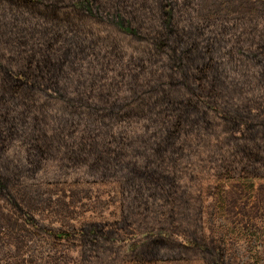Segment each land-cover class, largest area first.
<instances>
[{
  "label": "rangeland",
  "instance_id": "1",
  "mask_svg": "<svg viewBox=\"0 0 264 264\" xmlns=\"http://www.w3.org/2000/svg\"><path fill=\"white\" fill-rule=\"evenodd\" d=\"M3 1L8 0H0V4ZM157 1L163 13L171 15L168 1ZM50 2L11 1L9 6L21 12L20 25L28 32H18L16 22L10 28L0 25L7 30L3 31L5 35L8 32L7 43L19 49L22 43L17 36L35 41L31 35L37 29L31 27L40 21L34 22L31 16L47 11ZM83 2L67 0L64 7L75 10L69 11L72 14H87L88 6ZM99 2L97 10L106 16V0ZM193 7L195 13L190 15L199 21H219L231 27L223 36L226 51L231 54L227 60L237 57L239 73L221 76L219 95L207 91L219 105L202 102V109L208 112L200 122V131L194 133V126H190L192 132L178 141L181 150L170 154V163L161 164L160 168L168 167V171L160 183L161 203L150 202L155 212H126L122 181L109 170L103 177L88 168L49 161L37 178L28 179L23 170H17L11 176L17 175V179L9 185L0 184V264H264V40L257 38V33L254 39L240 34L244 26L235 28L244 20L259 24L256 31H262L264 0H193ZM115 24L130 33L128 27ZM61 45H65L63 39L56 43ZM4 63H0L3 83V70L12 71L11 67L17 66ZM95 67L88 77L99 78L98 87L106 93V80L116 75ZM96 72L100 73L98 77ZM136 72L143 74L141 68ZM16 73L9 74L13 80H28ZM7 87L4 84L2 98L12 96ZM41 89L50 97H58L49 88ZM108 91L120 93L114 84L108 86ZM6 109L0 103V122L9 117ZM169 117L174 118V114ZM137 124L128 130L119 123L113 136L125 135L126 141L138 137L144 122ZM149 133L144 131L145 135ZM254 133L258 139L251 140ZM24 142L25 138L16 137L2 146L12 171L28 161ZM96 146L99 150L117 148L112 143L106 145V141ZM251 154L254 157H249ZM119 173L123 177L125 172ZM162 203L163 211L159 208ZM60 233H67L69 238L59 239Z\"/></svg>",
  "mask_w": 264,
  "mask_h": 264
},
{
  "label": "trees",
  "instance_id": "2",
  "mask_svg": "<svg viewBox=\"0 0 264 264\" xmlns=\"http://www.w3.org/2000/svg\"><path fill=\"white\" fill-rule=\"evenodd\" d=\"M11 1L0 4L1 28L13 27L16 22L20 28L17 31L25 35L28 28L20 25L21 12L9 6ZM82 1L88 6L87 14L69 13L75 10L64 7L67 0H51L47 11L31 16L34 22L40 21L31 27L37 29L31 35L35 41L17 36L22 43L19 49L7 43L8 32L5 35L3 31L7 30L0 28V40L5 42L0 45V63L4 66L5 60L17 65L11 67L12 71L3 70L6 82L0 80V93H5L4 84L12 93L4 98L0 94V103L9 115L0 122V184L9 185L17 179V175L11 178L17 170H23L28 179L37 178L48 161L88 168L103 177L109 170L122 181L126 212L136 215L143 209L154 211L150 202L162 199L160 183L168 171V167L160 168L161 164L170 163V154L181 150L178 141L192 132L190 126H194V133L200 131V122L208 112L202 109V102L219 105L207 91L219 95L221 76L239 73L237 57L227 60L231 54L226 51L223 36L231 27L190 15L195 13L193 0H162L170 5L168 16L157 0H106V16L97 10L99 0ZM115 22L128 27L130 33ZM240 26H244L240 34L254 39L257 33V38L264 40V29L256 31L259 24L242 20L235 28ZM60 39L65 45L56 46ZM95 66L98 71L106 68V73L113 71L116 75L106 80V93L98 87L99 78L88 77ZM136 68L143 74L138 75ZM15 71L30 81L23 83L20 77L13 80L9 74ZM110 84L120 93H110ZM42 87L58 97L46 95ZM133 121L144 122L138 137L126 141L125 135L113 136L117 124L124 123L130 130L138 126ZM256 134L251 140L258 139ZM16 137L25 138L29 156L12 171L2 146ZM105 141L117 148L99 150L96 145ZM119 170L125 172L123 177ZM159 208L163 211V203ZM58 236L69 238L67 234ZM85 239L88 243V237Z\"/></svg>",
  "mask_w": 264,
  "mask_h": 264
},
{
  "label": "flooded vegetation",
  "instance_id": "3",
  "mask_svg": "<svg viewBox=\"0 0 264 264\" xmlns=\"http://www.w3.org/2000/svg\"><path fill=\"white\" fill-rule=\"evenodd\" d=\"M61 234H67V233H60V235H61ZM58 235H59V234H57V237H59ZM60 239H64V237H63V238H60Z\"/></svg>",
  "mask_w": 264,
  "mask_h": 264
}]
</instances>
